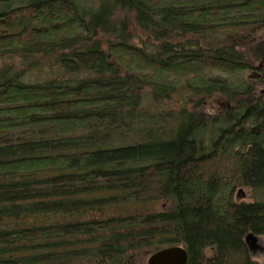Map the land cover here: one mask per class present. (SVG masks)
Listing matches in <instances>:
<instances>
[{"label": "trees", "instance_id": "1", "mask_svg": "<svg viewBox=\"0 0 264 264\" xmlns=\"http://www.w3.org/2000/svg\"><path fill=\"white\" fill-rule=\"evenodd\" d=\"M261 66L264 0H0V264H260Z\"/></svg>", "mask_w": 264, "mask_h": 264}, {"label": "water", "instance_id": "2", "mask_svg": "<svg viewBox=\"0 0 264 264\" xmlns=\"http://www.w3.org/2000/svg\"><path fill=\"white\" fill-rule=\"evenodd\" d=\"M240 193L242 195L241 196L239 195L237 198L238 199H240V197L244 198L245 195L242 192V190L240 191ZM257 238L260 237L255 236L254 234L246 235L245 243L247 247L249 246L250 250H252V247H254L253 244ZM187 263H188V253L183 247L180 246H174L159 250L149 255L147 259V264H187Z\"/></svg>", "mask_w": 264, "mask_h": 264}, {"label": "rangeland", "instance_id": "3", "mask_svg": "<svg viewBox=\"0 0 264 264\" xmlns=\"http://www.w3.org/2000/svg\"><path fill=\"white\" fill-rule=\"evenodd\" d=\"M247 74H249V72H247ZM173 105L174 104L169 103L167 108H170ZM244 192H247L248 195L245 196L244 198L240 197V199L237 198L236 199L242 202H254L256 200L264 199V190H257L252 192L244 191ZM237 193L239 194V192H236V195ZM253 245L254 247H252V250H250L248 246L249 252L251 253L250 255L257 263L264 264V236L257 238L256 241H254ZM148 256L149 255L146 256L147 258H143L140 261H142L143 264H147Z\"/></svg>", "mask_w": 264, "mask_h": 264}, {"label": "flooded vegetation", "instance_id": "4", "mask_svg": "<svg viewBox=\"0 0 264 264\" xmlns=\"http://www.w3.org/2000/svg\"><path fill=\"white\" fill-rule=\"evenodd\" d=\"M256 70L252 75H249V79L253 78V87L256 90L255 95L259 96L262 103H264V66L258 67ZM229 109L237 112L236 107L233 105H230Z\"/></svg>", "mask_w": 264, "mask_h": 264}]
</instances>
